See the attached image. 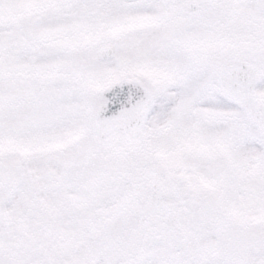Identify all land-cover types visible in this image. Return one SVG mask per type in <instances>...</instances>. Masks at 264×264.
<instances>
[{
  "label": "snow or ice",
  "instance_id": "snow-or-ice-1",
  "mask_svg": "<svg viewBox=\"0 0 264 264\" xmlns=\"http://www.w3.org/2000/svg\"><path fill=\"white\" fill-rule=\"evenodd\" d=\"M0 264H264V0H0Z\"/></svg>",
  "mask_w": 264,
  "mask_h": 264
}]
</instances>
